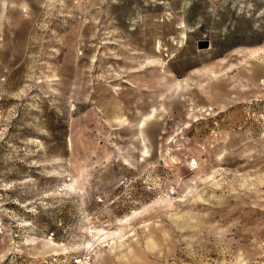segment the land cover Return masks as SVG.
I'll list each match as a JSON object with an SVG mask.
<instances>
[{"label": "rangeland", "instance_id": "374dc122", "mask_svg": "<svg viewBox=\"0 0 264 264\" xmlns=\"http://www.w3.org/2000/svg\"><path fill=\"white\" fill-rule=\"evenodd\" d=\"M0 24V264H264V0Z\"/></svg>", "mask_w": 264, "mask_h": 264}, {"label": "water", "instance_id": "95a60500", "mask_svg": "<svg viewBox=\"0 0 264 264\" xmlns=\"http://www.w3.org/2000/svg\"><path fill=\"white\" fill-rule=\"evenodd\" d=\"M199 49H208L210 47V43L208 41H200L198 44ZM148 130L146 131V133Z\"/></svg>", "mask_w": 264, "mask_h": 264}, {"label": "crops", "instance_id": "0c3cea01", "mask_svg": "<svg viewBox=\"0 0 264 264\" xmlns=\"http://www.w3.org/2000/svg\"><path fill=\"white\" fill-rule=\"evenodd\" d=\"M0 26H1V24H0ZM148 91H149V88H148ZM148 107H149V106H148ZM148 113H149V111L146 112V114H144L143 117H145V115H148Z\"/></svg>", "mask_w": 264, "mask_h": 264}, {"label": "bare ground", "instance_id": "6f19581e", "mask_svg": "<svg viewBox=\"0 0 264 264\" xmlns=\"http://www.w3.org/2000/svg\"><path fill=\"white\" fill-rule=\"evenodd\" d=\"M172 194H174V193H172Z\"/></svg>", "mask_w": 264, "mask_h": 264}]
</instances>
